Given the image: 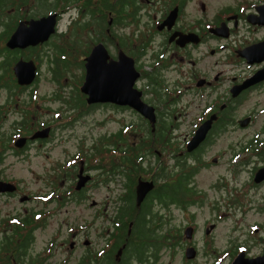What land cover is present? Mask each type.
I'll return each instance as SVG.
<instances>
[{
	"label": "flooded vegetation",
	"instance_id": "flooded-vegetation-1",
	"mask_svg": "<svg viewBox=\"0 0 264 264\" xmlns=\"http://www.w3.org/2000/svg\"><path fill=\"white\" fill-rule=\"evenodd\" d=\"M263 6L0 2V264H264ZM69 9L74 25L60 31ZM50 14L46 39L7 46L19 22ZM98 45L103 81L87 93L86 57ZM20 62L34 66L28 83L16 76ZM102 92L115 98L95 99ZM77 125L84 134L71 137ZM36 157L46 164L28 172L40 186L9 173L11 160ZM71 204L92 211L84 227L63 217Z\"/></svg>",
	"mask_w": 264,
	"mask_h": 264
},
{
	"label": "water",
	"instance_id": "water-1",
	"mask_svg": "<svg viewBox=\"0 0 264 264\" xmlns=\"http://www.w3.org/2000/svg\"><path fill=\"white\" fill-rule=\"evenodd\" d=\"M261 13L264 14V6L263 9L261 8ZM55 16L56 14H50L36 20L19 22L18 26L9 37L7 41V46H9L10 48L24 47L26 45H33L39 41H43L54 30ZM101 47H102L101 45H98L96 48L93 49L91 54L86 57V62H85L86 76L82 89L87 93L89 92L90 85L92 82H99L100 80L103 81L104 72L100 70L101 68L100 63L97 60V56H96V52H98V50L101 51ZM26 64L27 67L25 66ZM26 64L20 62L15 66L16 76L18 78L19 83H26V82L28 83L33 79L34 66L31 62H27ZM30 65L32 66V68L30 67ZM128 69H129L128 70L129 75L132 74L131 76H133L134 78L136 76V72L134 71L131 62L128 64ZM129 84L132 85L131 81ZM128 95L130 96V94ZM111 96L109 94H105L104 92H102L97 94L95 99L113 100L115 97L113 95ZM129 96L127 97L128 104L134 106L144 116H147L152 120L153 119L152 109L146 106L145 104H143L140 100L139 102H135L136 104L130 102L129 100H131L132 97ZM90 99H92V97H90ZM204 130L205 129L203 126L199 127L192 139V142L198 143L203 136ZM144 185H147V182L139 183V187H143Z\"/></svg>",
	"mask_w": 264,
	"mask_h": 264
},
{
	"label": "rangeland",
	"instance_id": "rangeland-1",
	"mask_svg": "<svg viewBox=\"0 0 264 264\" xmlns=\"http://www.w3.org/2000/svg\"><path fill=\"white\" fill-rule=\"evenodd\" d=\"M212 2V5H217L220 1L222 0H210ZM224 1V0H223ZM75 11H73L72 9H69L66 13H64L62 20L60 22L59 25V30L60 31H67L68 27H70L71 25H73L72 22V17L74 15ZM82 38H85L86 35L85 34H81ZM72 34L70 37H68L66 39V41H72ZM118 116V115H116ZM128 119H135L134 116H132L130 113H127ZM117 124L116 123H112L111 127L113 130L116 129ZM187 128H181L179 130V132H185ZM97 130V129H96ZM84 128L81 125H77L74 127V129H72L71 133L72 136L71 137H80L81 135H83L84 133ZM100 131H96L95 132V136H98ZM142 133H138V137L134 136V134L130 135V138H132L130 141L132 142H137L138 138H141ZM177 135V134H176ZM14 163V167H10L9 169V173H14V176L19 178L20 180L30 184L33 187H38L41 185L40 182H37V178H35V176L32 173H29L28 171L30 169H34L36 171H41V169L43 168L44 164H46V161L41 158V157H36L33 158L31 161L27 162V161H17V160H11ZM95 173H98L97 170L94 171ZM98 192V191H97ZM104 192L103 188H99V194L102 195ZM69 209L67 210L68 215L66 214V212L64 213L63 217H69L70 218V222H75L76 225H80V227H84V222L89 218V215H91L90 213L92 211H90L88 208H86L84 206V204H80V205H73L71 204L69 207ZM64 212V211H63ZM180 221L177 222V224H179ZM65 227V226H64ZM90 233L94 234L95 232L91 231ZM63 237L65 238L67 236V234L65 233V231H63ZM84 234V232H83ZM49 234H41L37 236V242H36V248L39 250L45 243V240L48 238ZM89 239H91V235H89L88 237ZM81 250V248H80ZM180 254V251L178 252ZM178 257H175L174 259V263H178L179 262V255ZM202 258V257H201ZM204 259V258H202ZM209 259V258H208ZM168 262V257H163L162 259V264H167ZM199 264H204L203 261H201Z\"/></svg>",
	"mask_w": 264,
	"mask_h": 264
},
{
	"label": "trees",
	"instance_id": "trees-1",
	"mask_svg": "<svg viewBox=\"0 0 264 264\" xmlns=\"http://www.w3.org/2000/svg\"><path fill=\"white\" fill-rule=\"evenodd\" d=\"M5 0H0L1 3H3ZM16 1H20V2H24L26 0H9L10 3L12 2H16ZM33 3L37 4L38 6H41V8L46 9L48 11H54L56 9H58L61 5L67 4V3H73L75 0H31ZM86 5L90 4L89 3H85ZM2 8V7H0ZM104 17H100L99 19H96V21L100 24H102L104 22ZM90 24V17H84L82 19L81 25L83 27H87V25ZM74 25V23H73ZM147 246L146 245H142L140 247L136 246L135 249L136 250H142V249H146Z\"/></svg>",
	"mask_w": 264,
	"mask_h": 264
}]
</instances>
